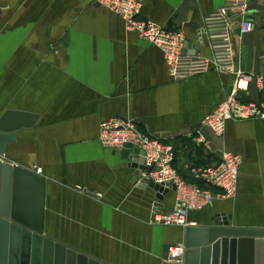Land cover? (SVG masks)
I'll list each match as a JSON object with an SVG mask.
<instances>
[{
	"label": "crops",
	"instance_id": "crops-1",
	"mask_svg": "<svg viewBox=\"0 0 264 264\" xmlns=\"http://www.w3.org/2000/svg\"><path fill=\"white\" fill-rule=\"evenodd\" d=\"M49 3L48 30L19 26L7 37L13 41V58L1 50V89H13L9 97L1 94V114L6 109L39 114L32 128L17 132L5 158L41 169L50 239L101 264H166L164 246L183 243L185 227L150 221L156 203L162 211L175 207L176 192L138 183L134 159L100 142L101 123L125 116L152 135L188 134L231 93L236 73L212 68L176 80L163 51L128 31L118 15L90 0ZM224 3L144 0L141 16L182 31L186 54L209 56L203 17ZM250 10L256 29L235 31L233 45L236 69L257 77L237 96L264 105V79H258L264 73V0H252ZM205 133L215 157L223 149L243 157L238 193L191 211L189 219L200 226H211L219 217L228 225L263 228L264 118L231 120L222 137ZM177 163L187 167L190 178L195 163L179 157Z\"/></svg>",
	"mask_w": 264,
	"mask_h": 264
},
{
	"label": "built area",
	"instance_id": "built-area-1",
	"mask_svg": "<svg viewBox=\"0 0 264 264\" xmlns=\"http://www.w3.org/2000/svg\"><path fill=\"white\" fill-rule=\"evenodd\" d=\"M252 0H225L215 11L203 17V33L208 41L209 56L185 53V35L182 31H170L157 22L141 16L144 0H95V5H104L121 17L126 29L140 38L157 45L164 53L169 71L176 80L209 72L216 68L222 72H235L233 89L213 111L208 113L200 125L199 133L211 131L222 137L227 123L264 118V105L244 102L237 91L247 90L257 77L236 69L233 33H251L256 29L250 10ZM264 65V57L261 59ZM264 79V73L258 77ZM192 136V134H188ZM100 142L114 150L132 145L130 155L139 151L143 163L138 162V183L152 186L176 187V204L170 211H162L157 203L152 212L151 223L165 226H197L189 219L191 211H201L216 200L233 199L238 193L239 174L243 157L230 149H223L221 155L205 166L192 168L195 182L182 177L176 166V151L173 143L164 136H156L139 129L136 122L125 116L109 118L101 123ZM209 141L203 138L202 142ZM212 150V149H210ZM41 172V169H38ZM100 195V194H96ZM184 243L170 248L169 261L181 262L185 255Z\"/></svg>",
	"mask_w": 264,
	"mask_h": 264
},
{
	"label": "water",
	"instance_id": "water-1",
	"mask_svg": "<svg viewBox=\"0 0 264 264\" xmlns=\"http://www.w3.org/2000/svg\"><path fill=\"white\" fill-rule=\"evenodd\" d=\"M38 119L37 113L17 109L0 115V264H74L77 257L79 264H101L45 235L46 178L5 158L7 146L17 142V132L32 128ZM131 149L125 146L124 157L134 159L138 167L144 158L137 149L130 155ZM155 187L176 190L171 184ZM17 188L22 214L14 210ZM182 242L186 251L181 262L166 259L176 243L164 246L166 264H264V227H236L217 217L211 226L185 227Z\"/></svg>",
	"mask_w": 264,
	"mask_h": 264
},
{
	"label": "rangeland",
	"instance_id": "rangeland-1",
	"mask_svg": "<svg viewBox=\"0 0 264 264\" xmlns=\"http://www.w3.org/2000/svg\"><path fill=\"white\" fill-rule=\"evenodd\" d=\"M90 1L91 3L95 5V0H90ZM26 2L30 3L29 5H31L27 9L23 7ZM49 2H51V0H0V11H1L0 13V65H1V50L2 51L4 50V53L6 54L9 53L8 55L10 59L13 58V49H12L13 41L7 39L10 32H13L16 29H19V26H26L31 30H38V31L48 30L46 19L50 17L51 13H50V9L47 7L53 4ZM19 3H21L22 5L20 9L17 8ZM101 7L113 13L106 6L101 5ZM30 16L33 17L32 21L28 20ZM20 18H22V22ZM25 18L27 19L28 23H26V20H23ZM28 42L29 41L27 40L26 41L27 47H28ZM52 45L53 44H51V46ZM53 48H54V45H53ZM224 73L229 74L228 72H224ZM230 73H233V72H230ZM12 91L13 89H11L9 93L7 89L6 90L1 89V67H0V115H1V94H4L6 97H9ZM136 124L139 127V129L142 130V127L139 126L137 121H136ZM191 130L192 131L188 133V134H192V136L190 137L188 136L187 133L179 134L180 132L176 134L175 132L174 133H162V134H157L156 136H164L168 141L173 143V146L175 147V151H176V166H178V163H177L178 157L180 158V161L182 162L189 159L190 162L195 163L193 164L195 166H193L192 168L198 167V166H205V165L210 164L213 160H216L217 157H215V155L213 154V151L210 150V149H213L211 146L212 145L211 141H207L206 143L202 142L203 138H207L205 130L202 131L203 134L199 133L200 127L194 130L193 129ZM144 132L148 133L147 131H144ZM184 135L188 136L186 137V140H185ZM220 155H221V152H220ZM177 168L180 169V167H177ZM192 168H191L190 178L187 177L188 176L187 167L184 169H180V170L178 169V170L182 177H184L188 181L192 180V182H195V179L192 176Z\"/></svg>",
	"mask_w": 264,
	"mask_h": 264
},
{
	"label": "bare ground",
	"instance_id": "bare-ground-1",
	"mask_svg": "<svg viewBox=\"0 0 264 264\" xmlns=\"http://www.w3.org/2000/svg\"><path fill=\"white\" fill-rule=\"evenodd\" d=\"M20 186V185H19ZM20 188V187H19ZM19 188H17V191H16V193H15V199H14V202H15V204H14V210L16 209V211H17V214H19V213H21L22 214V207H21V201H22V199H20L21 197H20V194H19ZM22 206H23V204H22ZM25 208H26V211H28V209H29V206H25ZM32 208V211H33V213H34V209H33V207H31ZM28 213H29V215H30V212L28 211ZM174 262V261H173Z\"/></svg>",
	"mask_w": 264,
	"mask_h": 264
}]
</instances>
